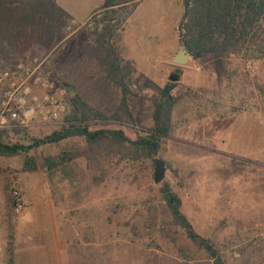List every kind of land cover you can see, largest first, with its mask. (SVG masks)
<instances>
[{
  "label": "rangeland",
  "instance_id": "obj_1",
  "mask_svg": "<svg viewBox=\"0 0 264 264\" xmlns=\"http://www.w3.org/2000/svg\"><path fill=\"white\" fill-rule=\"evenodd\" d=\"M76 1L84 9L95 0ZM181 1L105 3V9L114 2L137 6L119 31L121 57L160 87L175 77L170 133L154 156L164 164L163 179L153 184L151 158L103 160L96 170L77 156L46 170V158L79 154V137L31 149L32 173L20 172L24 154L0 157V264H212L201 255H180L159 236L162 183L227 264H264V56L232 57L221 76L210 57L165 68L168 53L181 45ZM149 98L147 90L136 94L131 125L94 120L88 126L119 129L133 140L151 126ZM31 116L26 128L0 129L4 142L26 144L63 125L38 124ZM7 179L21 205L18 213L6 198Z\"/></svg>",
  "mask_w": 264,
  "mask_h": 264
},
{
  "label": "trees",
  "instance_id": "obj_2",
  "mask_svg": "<svg viewBox=\"0 0 264 264\" xmlns=\"http://www.w3.org/2000/svg\"><path fill=\"white\" fill-rule=\"evenodd\" d=\"M181 3L179 41L191 58L210 57L216 76L226 73L225 67L232 57L247 61L264 56V0ZM135 7L136 4L126 7L114 2L102 10L98 30H67L70 18L52 0H0V70L15 62L42 61L41 73L64 89L68 108L63 125L26 144L4 142L1 130L0 157L22 153L25 156L20 172L32 173L36 164L28 154L31 149L72 137L82 138L84 149L79 154L62 152L46 158V170L77 156L96 170H100L103 160L136 162L156 156L160 141L170 133V117L177 97L171 94L172 82L160 87L138 72L131 61L120 57L119 31ZM47 54L48 58H42ZM33 56L39 59L34 60ZM145 90L150 92L151 121L145 134L131 140L119 129L88 126L94 120L133 124L135 96ZM11 184L7 179L4 188L8 203L14 207L18 196L13 194L12 198ZM158 193L163 208L159 236L166 238L182 256L201 255L212 264H227L212 241L193 230L169 185L162 183Z\"/></svg>",
  "mask_w": 264,
  "mask_h": 264
},
{
  "label": "built area",
  "instance_id": "obj_3",
  "mask_svg": "<svg viewBox=\"0 0 264 264\" xmlns=\"http://www.w3.org/2000/svg\"><path fill=\"white\" fill-rule=\"evenodd\" d=\"M102 10H96L82 23L68 24L66 29L83 27L98 30ZM41 64L42 61L34 64L15 62L0 70V129L30 126L25 120L28 113L43 125L56 123L66 115L65 91L41 73ZM15 201L14 211L18 213L21 205L17 198Z\"/></svg>",
  "mask_w": 264,
  "mask_h": 264
},
{
  "label": "crops",
  "instance_id": "obj_4",
  "mask_svg": "<svg viewBox=\"0 0 264 264\" xmlns=\"http://www.w3.org/2000/svg\"><path fill=\"white\" fill-rule=\"evenodd\" d=\"M60 9H62L70 18V21H69V24L70 23H82L84 22L88 16L90 14H92L93 12H95L96 10H99V9H105V3L107 0H95L94 1V4L89 6V7H85L84 9H82V5H81V2H78L76 0L74 1H71V2H68L67 0H52ZM113 2V1H112ZM137 7V6H136ZM135 7V8H136ZM135 10V9H134ZM132 14V13H131ZM131 16V15H130ZM129 16V17H130ZM129 17L126 19V21L124 22V24L128 21ZM122 32V31H121ZM120 35L121 33L119 34V40H118V45H117V49L119 51V54H121V50H122V47H121V44H120ZM179 49V47H174L173 50L171 52L168 53V59H165L166 60V63H165V68L167 66H171V67H177L179 68L180 66L179 65H174L170 62V59L175 55V53L177 52V50ZM121 57V55H120ZM124 60H129V59H125L123 58ZM190 59V57H189ZM131 61V60H129ZM132 64H133V61H131ZM134 66V64H133ZM135 68V67H134ZM162 69V70H165ZM136 69V68H135ZM137 70V69H136ZM138 71V70H137ZM140 72V71H138ZM141 73V72H140ZM143 74V73H142ZM144 75V74H143ZM146 76V75H144ZM170 76V75H169ZM147 77V76H146ZM149 78V77H147ZM150 79V78H149ZM151 81H153L152 79H150ZM155 84H157V81H153ZM186 218V217H185ZM187 219V218H186ZM189 222V221H188ZM190 223V222H189ZM191 225V223H190ZM192 227V226H191Z\"/></svg>",
  "mask_w": 264,
  "mask_h": 264
},
{
  "label": "water",
  "instance_id": "obj_5",
  "mask_svg": "<svg viewBox=\"0 0 264 264\" xmlns=\"http://www.w3.org/2000/svg\"><path fill=\"white\" fill-rule=\"evenodd\" d=\"M113 0H107V2H112ZM190 55L186 51L185 47L183 44L179 46V49L175 53V55L170 59V62L174 65H184L187 63ZM168 80L170 82H173L175 80L174 76H168ZM151 164H152V182L153 184H158L164 177V164L163 162L156 158L153 157L151 159Z\"/></svg>",
  "mask_w": 264,
  "mask_h": 264
}]
</instances>
